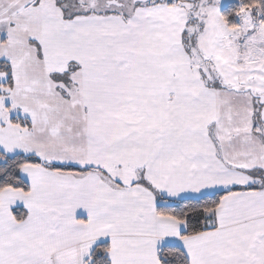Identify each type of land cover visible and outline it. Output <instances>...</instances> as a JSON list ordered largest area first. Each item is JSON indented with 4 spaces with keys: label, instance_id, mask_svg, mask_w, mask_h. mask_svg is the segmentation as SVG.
I'll list each match as a JSON object with an SVG mask.
<instances>
[{
    "label": "snow or ice",
    "instance_id": "1",
    "mask_svg": "<svg viewBox=\"0 0 264 264\" xmlns=\"http://www.w3.org/2000/svg\"><path fill=\"white\" fill-rule=\"evenodd\" d=\"M0 264H264V0H0Z\"/></svg>",
    "mask_w": 264,
    "mask_h": 264
}]
</instances>
